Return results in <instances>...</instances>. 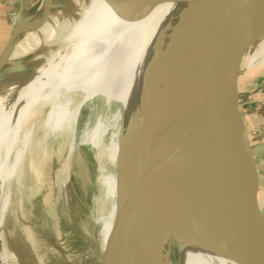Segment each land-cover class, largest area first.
Masks as SVG:
<instances>
[{
	"label": "water",
	"instance_id": "obj_1",
	"mask_svg": "<svg viewBox=\"0 0 264 264\" xmlns=\"http://www.w3.org/2000/svg\"><path fill=\"white\" fill-rule=\"evenodd\" d=\"M182 1L189 7L170 38L156 41L132 148L116 163L114 224L101 264L172 263L184 231L193 244L238 264H264V201L255 163L264 154V141L249 137L238 90L244 60L264 36V0ZM44 2L50 13L49 0ZM29 29L17 25L0 54V69L14 41ZM145 154L161 186L166 229L161 240L150 220L149 245L142 241L128 263L121 249L126 210L135 184L150 185ZM134 171L137 183L126 186Z\"/></svg>",
	"mask_w": 264,
	"mask_h": 264
},
{
	"label": "bare ground",
	"instance_id": "obj_2",
	"mask_svg": "<svg viewBox=\"0 0 264 264\" xmlns=\"http://www.w3.org/2000/svg\"><path fill=\"white\" fill-rule=\"evenodd\" d=\"M71 1L49 0L48 13L46 3L41 0L22 21L30 29L14 46V58L11 53L4 63L39 46V34L47 42L63 47L44 58L30 79L0 84V264H10L16 259L6 248L4 223L14 190H18L20 181L23 183L27 177L26 169L28 175L35 173L34 156L38 142L45 143L47 139L57 137L61 141L73 139L83 103L104 84L103 96L107 101L122 100L123 109L113 116L112 121L98 120L91 130L83 132L81 140L92 135L94 145L99 147L100 139H95L94 135L98 130L103 132L113 127L105 152L106 162L113 170L108 171L104 162L98 180L103 203L108 206L100 216L114 223L118 147V157L125 158L136 137L140 120L137 96L147 78L157 39L164 37L168 40L179 18L189 7L188 2L182 0H80L73 9H68ZM52 11L58 15L50 21ZM263 62L257 65L261 66ZM130 116L133 117V125ZM121 121L124 122L122 130ZM142 161L152 174L149 187L148 184L144 186L143 181L137 183L135 171L131 174L132 181L137 184L126 210V239L121 246L126 252L124 261L137 257L142 241L149 245L151 236L147 227L150 220H153V232L161 240V233L165 235L166 223L160 219L161 186L149 155L145 154ZM184 234L188 235L186 242L181 235L174 255L175 252L176 255L178 252L182 254L184 250L189 254L187 245L194 249L202 248L192 243L188 231ZM98 238L105 260L107 248ZM176 255L173 263L169 264L188 260L182 257L180 261ZM227 257L228 264H238L236 258Z\"/></svg>",
	"mask_w": 264,
	"mask_h": 264
},
{
	"label": "rangeland",
	"instance_id": "obj_3",
	"mask_svg": "<svg viewBox=\"0 0 264 264\" xmlns=\"http://www.w3.org/2000/svg\"><path fill=\"white\" fill-rule=\"evenodd\" d=\"M40 1L0 0V53L17 25L26 20L28 14L38 6ZM77 1L80 0H73L68 3V9H73ZM57 15L56 12L52 11L50 21ZM25 34V32L20 34L14 41L13 48ZM39 37L41 38L39 46L33 48L29 53L4 64L0 70V84L11 80L25 81L30 79L35 74L36 69L43 64L44 58L63 48L59 44L47 42L41 34H39ZM13 48L11 51L12 58H14L16 47ZM248 56H246L243 63L244 69L239 78L238 90L248 80L260 73L264 66L257 65L261 62L260 60L249 64ZM257 81L263 83L264 77L253 81L251 85L253 88L252 94L259 92L260 86ZM255 84L257 88H255ZM105 86V84L102 85L100 91L93 93L83 103L73 139L69 138L61 141L57 137L56 139H47L46 144H39L38 142L36 156H34L36 159L35 173L28 175V169H26L27 177L23 183L20 181L19 189L14 190L4 223L6 248L16 256V259H13L10 264L101 263L102 253L98 237L102 239L107 248V242L114 223L100 216L107 211L108 206L103 203V193L98 177L100 167L104 162L108 171L113 170L112 166L106 162L105 155L113 127H109L103 132L98 130L97 134L94 135L95 139H100L99 147L94 145L91 139L92 135L87 140H81V136L85 130H91L98 120L112 121L113 116L123 109L124 102L122 100L107 101L103 96ZM140 94L141 90L137 96L136 105L138 110H140ZM243 98L239 92V109L244 118L252 111H259L257 109L258 104L245 106L242 102ZM130 122L133 125L132 116H130ZM123 123L121 121L120 130H122ZM247 132L250 138L261 136L258 141H264V129L253 131L247 129ZM38 137L40 136L38 135ZM4 139L5 136L2 140ZM119 150L120 146L118 147V153ZM118 153L116 163L119 159ZM255 163L260 179L259 197L263 202L264 154L257 155ZM128 178L126 186L129 185L128 183H133L132 175ZM100 231L101 234L99 235ZM161 235L164 237L162 233ZM187 236L184 232L182 233L185 242ZM187 246L189 254L185 250L182 254L178 252V255L175 252L177 259L180 261L182 257L188 259L181 264H228V257L223 254L198 247L194 249L190 245ZM175 255L172 254L173 261ZM131 261L133 259L126 262L130 263Z\"/></svg>",
	"mask_w": 264,
	"mask_h": 264
},
{
	"label": "crops",
	"instance_id": "obj_4",
	"mask_svg": "<svg viewBox=\"0 0 264 264\" xmlns=\"http://www.w3.org/2000/svg\"><path fill=\"white\" fill-rule=\"evenodd\" d=\"M247 55H249L248 56L249 64L256 63L259 60L260 61L264 60V36H262L260 39L257 40V42L252 46V48L250 49ZM263 65H264V62L262 66ZM262 77H264V66L262 67V70H260V73H258L254 78H251L250 80H248L245 84H243L239 90L241 96L244 97L243 98L244 100H242V102L245 106H253L259 103L262 104L261 105L262 107L259 109V111L257 112L252 111L250 114H247L244 118L247 129L251 131L264 129V103H263L264 82L262 83V81L261 82L257 81V83L260 86V88L258 87L259 92H257L256 94L251 93L253 90L251 86L253 84V81L256 79H261ZM256 84H255V88H257Z\"/></svg>",
	"mask_w": 264,
	"mask_h": 264
},
{
	"label": "built area",
	"instance_id": "obj_5",
	"mask_svg": "<svg viewBox=\"0 0 264 264\" xmlns=\"http://www.w3.org/2000/svg\"><path fill=\"white\" fill-rule=\"evenodd\" d=\"M263 103H264V100H263ZM262 104L261 103H259L257 106V109H260L262 106H261Z\"/></svg>",
	"mask_w": 264,
	"mask_h": 264
}]
</instances>
